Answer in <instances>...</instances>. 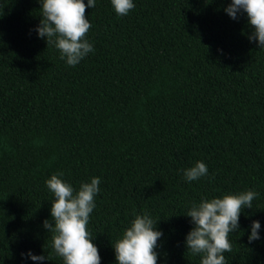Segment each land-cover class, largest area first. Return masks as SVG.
I'll return each instance as SVG.
<instances>
[{"label": "trees", "instance_id": "obj_1", "mask_svg": "<svg viewBox=\"0 0 264 264\" xmlns=\"http://www.w3.org/2000/svg\"><path fill=\"white\" fill-rule=\"evenodd\" d=\"M231 2L133 0L118 16L96 0L86 8L94 51L69 66L37 34L40 0H0V264H64L43 227L46 181L59 172L77 191L101 179L87 225L101 264H117L113 245L144 214L164 234L157 264H201L185 214L249 190L259 196L224 255L264 264V48L249 40L246 13H226ZM198 161L208 174L189 182Z\"/></svg>", "mask_w": 264, "mask_h": 264}, {"label": "clouds", "instance_id": "obj_2", "mask_svg": "<svg viewBox=\"0 0 264 264\" xmlns=\"http://www.w3.org/2000/svg\"><path fill=\"white\" fill-rule=\"evenodd\" d=\"M42 18L36 27L40 38L47 39V45H54L60 51V58L69 66H76L90 52L93 44L86 38L91 23L86 17V8H94L96 0H40ZM118 16L127 15L135 4L133 0H111ZM233 19L246 13L249 26L253 29L249 40L264 48V0H232L225 9ZM208 167L198 161L184 170V177L191 182L207 176ZM64 173L53 174L46 181L54 194L51 220L45 219L43 227L52 234V248L63 258L64 264H101V256L87 225L90 214L96 207L95 197L100 192L101 179L91 178L83 182L79 190L62 179ZM258 192L249 190L239 194H226L222 198L203 199L187 212L194 225L186 235V248L192 254H203L201 264H227L225 253L232 252L229 234L240 229L239 218L245 208H253ZM159 221L150 215H136L123 237L113 245L117 264H157L160 246L158 241L164 235L157 228ZM249 243L260 239V221L251 224ZM24 255V253H22ZM32 261L49 259L31 250L27 253Z\"/></svg>", "mask_w": 264, "mask_h": 264}]
</instances>
